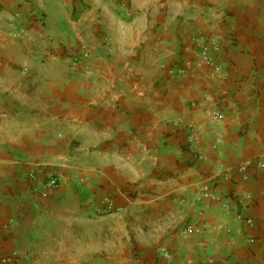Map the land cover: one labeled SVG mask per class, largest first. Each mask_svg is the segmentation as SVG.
<instances>
[{
  "label": "crops",
  "instance_id": "crops-1",
  "mask_svg": "<svg viewBox=\"0 0 264 264\" xmlns=\"http://www.w3.org/2000/svg\"><path fill=\"white\" fill-rule=\"evenodd\" d=\"M260 162L264 0H0V264H264Z\"/></svg>",
  "mask_w": 264,
  "mask_h": 264
},
{
  "label": "built area",
  "instance_id": "built-area-1",
  "mask_svg": "<svg viewBox=\"0 0 264 264\" xmlns=\"http://www.w3.org/2000/svg\"><path fill=\"white\" fill-rule=\"evenodd\" d=\"M221 46L216 41H210L206 40L201 43L200 47V59L203 61L204 64L207 66L213 67L215 69V72L220 73L222 72V69L218 66H216V54L220 52ZM191 68L190 63H181L175 67V74L177 76H183L186 74V72ZM225 115L220 111H215L212 113V118L221 121L223 120ZM188 139L190 141L194 140V129L190 127V134L188 136ZM258 169V170H264V163L260 162L256 165H251L249 163H244L239 167V171L242 172L244 175L248 173V171L251 169ZM246 176H244L245 178ZM31 180L37 181L38 178L35 174H31ZM59 184V179L57 177H50L43 181L41 196L43 198L48 197V194L51 190H53L57 185ZM34 191H39L37 188H35ZM199 201H207V200H216L217 196L214 192H212L211 187H204L199 192ZM100 212L104 213H120L122 211L121 207H118L111 197H105L102 201V209L99 210ZM245 223L250 226H255V221L252 218H244ZM189 233H193V228L190 227L188 229ZM10 260L6 259L3 261V263H9Z\"/></svg>",
  "mask_w": 264,
  "mask_h": 264
},
{
  "label": "rangeland",
  "instance_id": "rangeland-1",
  "mask_svg": "<svg viewBox=\"0 0 264 264\" xmlns=\"http://www.w3.org/2000/svg\"><path fill=\"white\" fill-rule=\"evenodd\" d=\"M59 55H61L63 57H69L70 58V55H69L68 51L65 50V48L62 49V52L59 53ZM71 57L74 60V64H76L82 60V55L80 53H76L74 55H71Z\"/></svg>",
  "mask_w": 264,
  "mask_h": 264
}]
</instances>
